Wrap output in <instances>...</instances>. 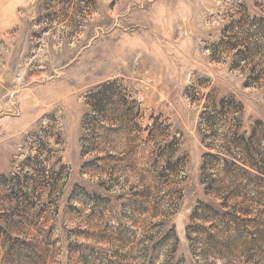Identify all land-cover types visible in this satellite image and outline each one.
Wrapping results in <instances>:
<instances>
[{"label":"rangeland","instance_id":"374dc122","mask_svg":"<svg viewBox=\"0 0 264 264\" xmlns=\"http://www.w3.org/2000/svg\"><path fill=\"white\" fill-rule=\"evenodd\" d=\"M63 1L0 0V176L44 124L61 133L66 165L54 188L0 191V264H264V222L227 252L197 253L188 235L198 203L221 202L212 178L224 192L240 183L264 213L256 170L204 171L201 127L209 94L242 104L241 133L264 130V85L210 51L242 4L264 16L255 0ZM112 80L123 105L98 113L90 93Z\"/></svg>","mask_w":264,"mask_h":264},{"label":"trees","instance_id":"16d2710c","mask_svg":"<svg viewBox=\"0 0 264 264\" xmlns=\"http://www.w3.org/2000/svg\"><path fill=\"white\" fill-rule=\"evenodd\" d=\"M63 2L67 8L71 6L73 0ZM241 7V16L232 18L225 25L220 42L214 44L213 49L210 50L211 56L216 61L230 59L228 63L232 69L246 73L247 84L262 86L264 85V16L255 21L251 20L247 16L249 6L242 4ZM254 7L264 14V0H255ZM73 8L78 10L83 8V5H76ZM259 54H262L263 58L258 57ZM119 89L117 80L98 84L89 97L92 109L100 113L108 110L109 106H122L123 98L119 97ZM204 96L207 101L205 100L201 116L204 133L202 139L210 150L203 155L204 171L220 166L233 180L243 174L255 175L247 168L250 166L257 171V177H264V152L260 149L264 141V130L254 127L249 135L241 133L242 104L233 97L216 101L211 100L209 94ZM62 143L61 133L56 131V127L52 124H44L30 132L25 139L24 159L18 170L0 176V191L7 188L22 197L29 190L35 193L54 188L66 171V165L62 163V157L59 155ZM168 148V144L162 147L163 151ZM159 156H161L160 151L157 154V157ZM172 167L173 161L167 159L163 176H168L167 172L171 171ZM240 170L244 173L239 172ZM209 180L210 194H214V199H220L221 202L206 204L200 201L192 213L188 235L197 246V253L211 254L216 250L227 252L236 238L244 232L252 235L250 243L257 241L259 238L256 237L255 231L263 232L260 227L264 222V213L262 215L261 211H257L250 204L253 199L240 189V183L234 185L232 191L224 192L221 187L216 189L217 179ZM253 219L255 224H243ZM250 226L255 229H250ZM252 262L256 264V261L251 260L249 263Z\"/></svg>","mask_w":264,"mask_h":264}]
</instances>
